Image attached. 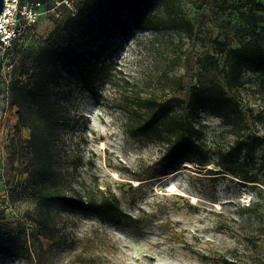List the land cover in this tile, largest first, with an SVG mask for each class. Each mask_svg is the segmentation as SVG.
Returning <instances> with one entry per match:
<instances>
[{"label": "rangeland", "instance_id": "374dc122", "mask_svg": "<svg viewBox=\"0 0 264 264\" xmlns=\"http://www.w3.org/2000/svg\"><path fill=\"white\" fill-rule=\"evenodd\" d=\"M83 1L40 0L35 21L20 28L17 50L0 47V229L4 235L32 238L29 248L14 246L17 254L0 252V264H26V259L28 264H81L76 260L89 255L98 264H264V143L248 164L240 158L234 173L219 156L236 135L264 136V78L244 70L229 102L232 125L201 110L195 120L204 145L200 160L168 158L155 141L128 133L117 107L124 97L131 100L147 77H161L169 88L181 76L183 89L174 88L184 95L197 82L200 64L206 71L202 80L213 70L223 84L222 49L245 41L238 31L236 0L225 9L216 0H156L149 6L152 22L147 14L133 22L121 10L119 22L107 31L108 46L123 68L111 70L115 85H103L104 98L97 100L72 81L62 97L69 116L53 139L54 172L67 190L96 197L98 189L114 194L119 210L82 215L52 205L49 225L37 228L39 213L32 198L19 195V189L8 195L10 184L23 185L27 178L20 166L27 149L15 147L11 139L29 137L26 126L15 131L12 81L28 77L29 61L39 46ZM164 9L188 17L193 38L180 39L164 30ZM149 23L161 27L157 35L147 28ZM152 36L159 48H150ZM246 175L256 177L258 185Z\"/></svg>", "mask_w": 264, "mask_h": 264}, {"label": "trees", "instance_id": "16d2710c", "mask_svg": "<svg viewBox=\"0 0 264 264\" xmlns=\"http://www.w3.org/2000/svg\"><path fill=\"white\" fill-rule=\"evenodd\" d=\"M154 1L156 0H84L76 7L75 12L64 17L39 46L29 61L28 77L25 80L14 78L12 81V102L17 107L18 115L15 131L18 133L21 126H26L29 137L22 139L16 136L11 139V144L15 147L17 145L27 149L26 160L20 163L21 171L27 178L23 185L17 182L10 184L8 195L12 196L19 189V195L32 198L39 213L40 223L37 228L49 225L52 220V205L71 214L82 215H100L119 210L117 199L112 193L98 189L99 196L96 197L64 187V181L54 172L53 139L69 116L62 97L72 81L79 82L94 98L102 100V86L115 85L111 70L123 71L112 55L107 37L110 27L119 22L117 18L120 11L124 10L133 22H137L144 14L149 15V21L152 22L153 18L149 13L152 9L149 6ZM230 1L216 0L220 9H225ZM235 9L241 21L238 31L245 41H241L237 47L222 49L226 67L224 83L217 82L218 76L213 70L208 71L209 78L206 79L204 75L206 80H202L201 76L206 74L203 64H200L197 82L184 95H180L178 89H175L176 86L179 91L183 89L181 76L173 80L175 88H167V83L161 77H147L142 89L135 90L131 100L124 97L125 103L122 104L121 100L117 106L125 118L122 123L125 131L150 138L160 145L166 157L182 160L199 159L204 151L202 131L195 123L202 109L222 117L228 121L229 126L232 125L229 102L233 100L232 90L240 82L244 70L255 73L258 78H264V4L259 0H236ZM163 13L167 19V23L163 25L164 30L173 32L180 39L193 38L195 29L188 17L166 9ZM146 26L155 35L161 29L153 23ZM155 40L153 36L150 38L151 49L154 45L156 48L161 46L158 41L154 44ZM16 44L15 40L4 48L17 50ZM24 74L25 71H19L20 76ZM143 77L146 78V75ZM226 88L232 92L231 95L227 94ZM263 143L264 136L258 134L245 137L236 135L228 150L219 153L225 160L224 168L234 173L236 162L241 158L242 163L248 164L251 153ZM245 178L254 182L253 185H258L256 177L246 175ZM251 207L250 204L246 205L247 209ZM38 234L44 235L43 232ZM16 237L18 245H14ZM31 240L27 234L21 237L4 235L0 229V252L17 254L13 248H29ZM25 262L28 264V259ZM76 262L98 264L94 255L80 257Z\"/></svg>", "mask_w": 264, "mask_h": 264}, {"label": "built area", "instance_id": "2783aa9c", "mask_svg": "<svg viewBox=\"0 0 264 264\" xmlns=\"http://www.w3.org/2000/svg\"><path fill=\"white\" fill-rule=\"evenodd\" d=\"M264 4V0H259ZM40 0H4L0 14V47L8 46L20 36V28L35 21Z\"/></svg>", "mask_w": 264, "mask_h": 264}, {"label": "water", "instance_id": "95a60500", "mask_svg": "<svg viewBox=\"0 0 264 264\" xmlns=\"http://www.w3.org/2000/svg\"><path fill=\"white\" fill-rule=\"evenodd\" d=\"M4 8V0H0V14L2 13Z\"/></svg>", "mask_w": 264, "mask_h": 264}, {"label": "bare ground", "instance_id": "6f19581e", "mask_svg": "<svg viewBox=\"0 0 264 264\" xmlns=\"http://www.w3.org/2000/svg\"><path fill=\"white\" fill-rule=\"evenodd\" d=\"M188 165V163H186ZM171 187H173V184H170Z\"/></svg>", "mask_w": 264, "mask_h": 264}]
</instances>
